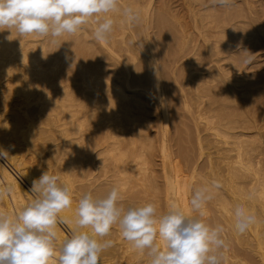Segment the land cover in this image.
Returning <instances> with one entry per match:
<instances>
[{
	"label": "bare ground",
	"instance_id": "obj_1",
	"mask_svg": "<svg viewBox=\"0 0 264 264\" xmlns=\"http://www.w3.org/2000/svg\"><path fill=\"white\" fill-rule=\"evenodd\" d=\"M171 1L173 0H168L169 3ZM186 1L188 2H186L187 11L190 12L189 15L191 14L193 20L189 26L191 30L185 33L187 27L184 26V22H180L178 19L179 24L177 25L182 35L184 34L183 39L191 36L190 34L193 36L194 33L198 37V41L188 50H184L182 45L172 55H166H171L169 59L170 75L175 85L179 86L186 106L189 107V99L194 100L192 118L196 126L200 157H203L205 149H208L206 164L198 166L195 163L194 166L192 165L191 179L197 178V180L194 178L196 180L194 185H191L190 178L186 179L187 176L181 174V177H178L176 175L178 165L176 166L174 159L171 158L172 149L169 142L172 136L169 134V129L172 113L169 110V95L174 93L173 88L175 87L172 88L165 83L164 75L167 71L165 72L160 65L154 40L150 36L148 16L152 10L153 0H149L146 4L139 0H120L121 8L130 6L139 13L138 22L131 24L126 22L122 15L110 13L109 15L116 21L114 31L107 42H99L94 38L95 24L90 21L87 24L89 28L88 26L83 27L74 38L72 34L63 35V54L58 53L54 58L53 54L46 50L44 43L36 41V34L20 36L15 29L12 30V34L9 30L0 31V149L8 152L6 159L14 166V169L19 170L20 173L23 172L24 178L32 185V181L39 178L41 172L48 170L49 159H39L40 169L38 170L41 171L39 173L36 167L33 169L27 165L28 161H25L24 156L29 152L36 158V155L38 156L40 153L41 146L46 141L47 133L54 134V139L59 140L58 145L54 147L58 148L61 155H64L60 171L57 169L58 175H65L64 182L71 190L72 199L76 196L72 206L60 213L69 221L66 225L70 229L75 226L74 212L77 201L83 194L92 193L90 189L92 187L89 185L78 191L74 188L73 175L75 173L72 175L70 173L72 161L75 164L74 171L82 172L84 167L79 165L80 155L83 158L84 148L89 149L92 145L98 150L97 152L91 151L94 157L108 154L105 155V158H101L99 161L101 164H98L101 165L100 169L103 171V175L107 174L112 185H119L120 191L123 193L129 192L131 195L134 194L133 196L136 195L140 199L139 202L147 201L151 196L149 195L150 191L158 188L155 182L154 188L153 183L150 182L155 173L152 171V162L149 158L154 148L153 142L158 136L149 133L151 119L142 112L143 104L139 106V119L132 118L135 116L132 114V117L128 118L126 122L120 121L114 125L112 122L113 108L109 107L107 112L98 115L97 123H92V117L96 110L105 103H117L119 110L122 109V104L127 106L122 101L123 98H127L124 88L111 84L108 77L99 69L100 67L98 68L92 63L93 58L112 59L122 67L121 73L127 87H130L132 82H140L139 80L145 79L150 88L152 87L153 91H151L155 92L156 100L161 106L163 122L159 131L161 136L157 141L160 142L159 151L164 164L165 199L163 203H158V199H156L158 213L166 212L170 201L175 199L178 181L186 180L188 198L190 199L196 187L210 183L212 180H218L221 187L215 190L213 199L206 204L204 219L209 224L224 226V239L227 247L222 250V264H264V117L259 119L256 116L248 117L247 121L253 124L235 125L239 121V115L220 111L217 113L216 110L225 106V102L218 103L219 105L216 106L217 102L208 97L210 96L209 92L200 90L198 85L200 78L197 79L193 75L194 72L201 71V69H205V71L208 69L213 75V72L223 67V71L219 69L222 71L219 75L226 80L225 77L232 68L242 67L241 63L237 64L239 60L235 64L236 59L231 55V52L229 54V50L234 46V39L227 34L230 32L231 22L234 25L231 28L233 30H236L237 22L234 24V18L229 20V28L224 19L222 22H218L215 17H211L213 19L210 18V20L209 14L211 13L207 11H210L211 8L206 9L210 0ZM167 11L161 14L157 25L165 36L172 31L166 16ZM141 36L145 37V41L141 39ZM133 41L136 42L133 44ZM140 44H143V48H139ZM60 59L67 63L74 61L76 72L58 67ZM212 63L217 64L212 65ZM224 66H230L231 70L229 68V72H227L228 70H225L227 68ZM149 67H153V70ZM75 75H79V78ZM150 77L151 82L148 80ZM188 78L190 80L186 84L189 88L184 83ZM78 80H81L82 83L77 87L75 82ZM222 81L220 80V82ZM191 88L192 90H190ZM226 89V96H229L232 89L229 85L226 86ZM113 93H116V97ZM126 112L129 111L126 109ZM118 114L120 113L117 111ZM100 126L105 129H98ZM239 127L240 129L235 131ZM252 129H255L254 132L251 131ZM202 131L207 134L204 135ZM257 133L262 139L259 142L252 138L251 140L242 138L244 135L249 136V134ZM54 144L56 145V143ZM39 156L41 157V153ZM87 156L89 155L87 154ZM49 157L51 156L49 155ZM199 169L201 172L197 174ZM109 171L111 173L108 174ZM15 174L0 159V184L11 185L13 189L10 196L0 200V211L18 212L33 198L30 190L26 189ZM80 175L81 173L76 176L80 177ZM128 184L131 185L129 189L127 188ZM126 195L128 194L126 193ZM122 204L124 203L122 202ZM125 204L128 205V202L126 201ZM238 204H243L248 212L255 216V222L244 234H237L233 227V211ZM63 227L57 226L58 245L60 240L70 235ZM85 230L90 231V229ZM123 245L126 244L123 243ZM129 248H131L130 251L134 250L132 247ZM124 251H128V249L125 248ZM135 254L138 258L137 261L141 256H146L139 252ZM136 257L134 256V258ZM125 258L127 257L125 256ZM146 258L148 262L149 258ZM142 259L144 260V258ZM123 260L121 261L124 262L125 260ZM131 261L133 262V259ZM122 262L121 264H125Z\"/></svg>",
	"mask_w": 264,
	"mask_h": 264
},
{
	"label": "clouds",
	"instance_id": "obj_2",
	"mask_svg": "<svg viewBox=\"0 0 264 264\" xmlns=\"http://www.w3.org/2000/svg\"><path fill=\"white\" fill-rule=\"evenodd\" d=\"M231 3L212 0L220 7ZM110 13L131 24L139 20V13L130 6L121 8L120 0H0V31L59 38L81 31L91 21L95 40L107 42L116 23ZM236 56L246 66L257 60L248 49ZM0 157L7 158L8 152L0 149ZM220 187L218 180L202 184L192 192L190 212L173 199L164 213L151 202L125 208L119 185L104 196L87 192L77 201L71 235L57 245V226L69 222L60 213L72 206L73 199L60 176L45 171L32 181L30 202L15 213L0 211V264H100L102 252L113 246L114 241L104 239L113 226L135 250L147 255L148 264H222V250L227 247L224 226L204 219L206 204ZM12 190L11 185L0 184V200ZM233 218L237 234L255 222L243 204L235 206Z\"/></svg>",
	"mask_w": 264,
	"mask_h": 264
},
{
	"label": "rangeland",
	"instance_id": "obj_3",
	"mask_svg": "<svg viewBox=\"0 0 264 264\" xmlns=\"http://www.w3.org/2000/svg\"><path fill=\"white\" fill-rule=\"evenodd\" d=\"M139 1L146 4L149 0H139ZM173 1H171V3H169L168 0H153L152 10L148 16V22L150 23L149 32H150V36H152L151 37L152 40H154L156 50H157V54L159 56L160 65H161L162 69H164L165 72L167 71V73H165V75H164L165 76L164 77L165 83L170 85L172 88L173 87L176 88V89L173 88L174 93H171L169 95V110L172 113L171 120H170L171 126L169 129L170 130L169 134L172 136L171 140L169 142L171 145V149H172L171 158L174 159V160L173 159L172 160L174 161V163H176V166L178 165L176 175L178 177H181V174H182L185 177L187 176L186 179H188V178L191 179L192 172H193L192 165L194 166L195 163H197L198 166H202V165L206 164L207 150L208 149L207 150L205 149V151H206L205 155L203 154L202 155L203 157H200V154H199L200 148L198 147L199 144L197 142L196 126H195V122L192 118L193 117L192 111L194 110V106H195V104H193L194 100L189 99V107L186 106V104L182 98L181 92L179 91V88H178L179 86L175 85V83H174V81L170 75L169 59H170V56L172 55V53L177 51L182 45L184 46L183 47L184 50H188V49L192 48L196 44V41H198V39H197L198 37L195 36V34L193 33V36H192V34H190L191 36H189L188 38L185 37V39H183L184 34L182 35V32L178 28V25H177V24H179L178 20H180V22H184L183 23V24H185L184 26L187 27V30H185V33H187L188 30L189 31L191 30V28L189 26H191L190 24H192V21H193L192 16H191V14L189 15L190 12L187 11L188 7L186 4V2H187L186 0L185 1L184 0H173ZM210 3H212V0H210V2L206 5V9L211 8L210 11L209 10L207 11L208 13L209 12L211 13V14H209L210 15L209 19L211 17H215V19L218 22L219 21L222 22V19H224V20H226L227 24L228 23L230 24L229 20H233V18H234V21H233L234 24L237 22L236 27H235L236 30L231 29L234 27L232 22L230 25L231 28H230L229 24L227 25L230 28V30H229L230 32L229 31H228L229 33L227 32L228 33L227 36L234 39V42H233L234 46L232 49L229 50V54L231 52V55L236 59L235 64L239 60V57H237L236 55H239L240 52L244 49H248L251 53L256 54L257 60L254 61L253 64H251L249 66L241 64L242 67H239L237 69L232 68L233 71L231 70L230 66L229 67L224 66L227 68L225 70H228L229 68H230L229 70H231L230 72H229V70L227 71V72H229V74L227 73V77L223 76L226 78L227 81L224 78L220 77V75H219L224 70L223 67L219 68L221 70L223 68L222 71L220 70L221 72L219 71V69H217L216 72H213V75L210 74V70H208V69L206 71H205V69H201V71L198 70V71L194 72L193 75L197 79L200 78L198 81V85H199L200 90L203 92H209L210 96H208V97L217 102L216 106L218 103L225 102V106L221 107L220 109L218 108L216 110L217 113L220 111L222 113H230V114L232 113V115H236V114L239 115L238 116L239 121L235 123V125H237V126H241V125H243V123H244V125L253 124V123H250L249 121H247L248 117L254 118V116H256V118H258V119L260 117H264V0H232L231 5L228 7L213 6V4H210ZM249 8H251V9L249 10ZM166 9L169 11H167ZM165 11H167L166 16L169 19V26H170V29L172 30L166 36L163 35L161 28L159 26H157L159 24V18L161 16V14H163ZM211 15H214V16H211ZM211 19H213V18H211ZM224 20H223V23H224ZM85 26H88V25H85ZM175 26L177 27L176 29H175ZM88 28H89V26H88ZM188 33H190V32H188ZM72 35L74 38L76 33L72 34ZM35 37L37 38L36 41L37 42L39 41L38 43H44L45 44L46 50L53 54V58H54V56L58 55V53L63 54V50H64V37L63 36H61L59 38H53L51 36L43 37V36L36 34ZM35 37H34V39H36ZM141 37L140 38L142 40L144 39V41H145V37L144 36H141ZM54 39H55V42H53ZM184 40L187 41L186 44H185L186 41H184ZM182 42H184V43H182ZM90 44H92V43H90ZM237 45H240V47H237ZM255 48H256V50H255ZM166 54H171V55L170 56L168 55L169 56V58H168V56ZM92 63L96 67H98V68L100 67L99 69L101 71H103V73L106 77H108L111 84H113L114 86H122L126 92L125 94L127 95V98H123L124 100H122L123 102L126 103L127 106L122 104V109L119 110L117 105H116L117 103H105V105H101V107L98 110H96L94 116L92 117V123H97L96 118L98 117V115L107 112L109 107L113 108L114 116H113L112 122L114 125H116L120 121L126 122L128 118L132 117V114H135V116H133L132 118L139 119L140 118V116L138 114L140 112L139 106L143 104L144 110H142V112L149 119H151L149 121V123H150L149 133L152 134L153 136H156V134H157V136H158V137L156 136L157 139L158 138L160 139L161 132H159V131L161 130V126H162V122H163V119L161 117V106L159 105V103L156 100L155 92H152L153 91L152 87L150 88V85L147 84L148 81H145V79L144 80L141 79V80H139L140 82H138V81L132 82L130 87H127L125 84V78L123 77V75L121 73L123 69L114 60L109 59L107 57H98V58H93ZM224 63H225V61H224ZM224 63H222V64L225 65ZM239 63L240 62H238L237 64H239ZM215 64H217V63H214V64L212 63V65H215ZM179 65L182 67L181 64H179ZM58 67H60L61 69H65V70L69 69V70H71V72L72 71L76 72V70H77L75 67L74 61H72L71 63H67L66 61L63 62V59L59 60ZM200 67H204V66H200ZM150 69L153 70V67H151ZM208 71H209V73H208ZM78 76L79 75H75V77L79 78ZM222 79H223V81H222ZM148 80H150L149 82H151V80H152L151 77H150V79L148 78ZM188 80H190V78H188L184 82L185 86L187 88H189L188 85L186 84V82ZM213 80H215L216 82ZM220 80L223 82V84H222V82H220ZM78 81L75 82L77 84V87L80 86L82 83L81 80L79 82ZM225 83H226V85H225ZM148 85H149V87H148ZM227 85H229L230 88L232 89L231 94L229 96L227 95L228 97L226 96V93H227L226 86ZM190 90H192V88ZM212 92H214V93H212ZM191 93H192V91H191ZM113 95H114V97H116V93H113ZM211 96H213V97H211ZM126 109L129 112H126ZM117 111L120 114L117 115ZM244 111H245V113H244ZM39 127H42V125L41 126L39 125ZM98 129L103 130L105 128L103 126H100ZM239 129H240V127L235 129V131H238ZM254 130L255 129H252L251 131L254 132ZM202 133L204 135L207 134V132L205 133L203 131H202ZM54 138H55V136L53 133H50V135H49V133H47L46 141H45V143L43 142L44 145L41 146V149L39 150L41 153V157L39 156L40 153L38 156L36 155V158H34V156L31 153L28 152V155L26 153V155L24 156V159H25V161L26 160L28 161V162H26L27 165H30L31 168H33V169H35L34 167H36V170H38V169H40L39 168V162H38L39 159L42 158L40 160H44V159L46 160V158H47V160L49 159L48 160L49 164L47 165V168H48L47 171H49L50 174L58 175V173L60 171V167H61L60 166L61 161H63L64 155H61V152H59L57 150L58 148L54 147V146H57L59 143V140L54 139ZM242 138H244V139L247 138L250 140H251V138L253 140L256 139L257 142L262 140L258 133L257 134H249V136L244 135ZM157 139L153 142L154 148H153L152 153H151L152 155H150L149 158H150V162H152L151 163L152 164L151 165L152 171L155 173L154 177L152 178V180L150 182H151V184L153 183V188H154V182L158 188L157 189L154 188V190L150 191L151 193H149V195H151V196L148 195L149 198L147 199V201L150 200V202L154 203L156 201V199H158L157 200L158 203H163L164 199H165V194H164L165 180L163 178V176H164L163 174L165 172H164L163 158H162V155L159 151L160 150V142H159V140L157 141ZM51 140L54 142H52ZM48 141H50L52 144ZM54 143H56V145ZM50 145H52V146H50ZM157 147H159V148H157ZM90 148H92V149H90ZM84 149H85V152H83V153H85V154H84L83 158L80 155V164H79L80 166L83 165V167H84L82 172H79V171L75 172L74 171L75 170V164L72 161L70 173H71V175L73 173H75V175H73V181L75 180L73 182L74 188L78 191L81 188H84V187L89 185V187H92L90 189L93 193V196H104L111 190L113 185H112V182L110 180H108L109 178H108L107 174L103 175V171H101V169H100L101 163L99 161L101 158H103V157L105 158V155H108V154H100L99 155L100 157L98 156L99 157L98 158V157H94L93 153H91L92 150L94 152L98 151L97 149H95L93 147V145H92V147L90 146L89 149L88 148H84ZM86 149H88V150H86ZM52 150H54V151H52ZM58 152H59V154H58ZM47 154H48V156L50 155L51 157L48 158ZM87 154L89 156H87ZM30 156H32L33 158ZM0 159L5 165H7V167H9V169L14 174L16 173L15 175L19 178L20 181H22V183L26 187V189L30 190L32 185L24 178V176L22 175L23 172L20 173L19 170L14 169V166L6 158L4 159L3 157H0ZM95 159H96V161H95ZM108 159H111V157H108ZM5 160H6V162H4ZM50 160H51V162H50ZM97 160H98V162H97ZM81 162H82V164H81ZM29 163H31V164H29ZM57 163H58V165H57ZM98 163H100V164H98ZM38 172L40 173L41 171L38 170ZM200 172H201V169H199V171H197L196 173L198 174ZM42 173L43 172H41L40 174H42ZM79 173H81L80 177L76 176ZM109 173H111V171H109L108 174ZM58 176H60L61 181L64 182L65 175L59 174ZM194 178H196V177H193L191 179V185H194L195 181L197 180V178H196V180ZM64 183H66V182H64ZM129 186H131V185L130 184L127 185L128 189H129ZM155 189L158 191H156ZM29 192H31V191H29ZM121 193H123V192H121ZM126 193L128 195H126ZM123 194H124V196H122L123 199L120 201V203L122 204V202H123L124 204H122V205L125 208H127L130 205L129 203H131V202L132 203L134 202L133 204H136V205L143 204L141 201L139 202L140 199H138V197H136V195L133 196L134 194L131 195L129 192H125ZM123 194H121V195H123ZM129 194L131 195V197ZM132 196L134 197V199ZM75 197L76 196H74V198ZM135 198H137V199H135ZM175 200L177 201L178 204H180L184 208V210L186 212H190V208H189V204H188L189 198H188V193H187L186 180L178 181L177 187H176V192H175ZM124 201L125 202L127 201L128 205H126ZM147 201H145L144 203H148ZM157 201L154 203L155 205H156ZM61 226L62 227L64 226L63 228L65 229V231H67V233H69L71 235L70 228L66 224H63ZM118 228H119L118 226L117 227L113 226L110 236H108L106 238V239H111L112 241H114V243H113L112 247H110V248H108L102 252L100 264H121V262H122L121 260H123V259L125 261L123 260L124 262H122V263H125V264H132V263L133 264H138V263L139 264H144V263L148 264L147 258L145 259V257H147L146 254H145L146 255L145 257L141 256V258L137 261L138 258L136 257L135 253H137L138 251H136L135 249L133 251H130L131 248H129V247H132V245L127 240H125L123 237H121L120 230ZM115 233H116V235L113 236V234H115ZM118 239H120V240H118ZM123 243L126 245H123ZM57 245H58V241H57ZM125 248H126V250L128 249V251H124ZM120 249H121V251H120ZM123 251L129 252V253L124 254ZM130 252H131V254H130ZM124 255L127 258H125ZM131 255L132 256L134 255L136 258H134V256L132 257ZM129 258H131V259H129ZM142 258H144V260ZM132 259H133V262L131 261ZM135 259H136L137 263L135 262Z\"/></svg>",
	"mask_w": 264,
	"mask_h": 264
}]
</instances>
